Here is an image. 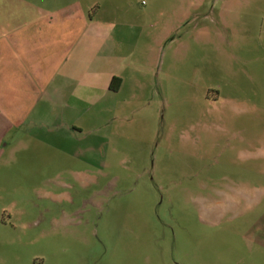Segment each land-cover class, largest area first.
<instances>
[{
	"label": "rangeland",
	"instance_id": "obj_1",
	"mask_svg": "<svg viewBox=\"0 0 264 264\" xmlns=\"http://www.w3.org/2000/svg\"><path fill=\"white\" fill-rule=\"evenodd\" d=\"M80 6L140 20L153 76L129 121L98 117L109 143L92 166L18 154L0 264H264V0Z\"/></svg>",
	"mask_w": 264,
	"mask_h": 264
},
{
	"label": "crops",
	"instance_id": "obj_2",
	"mask_svg": "<svg viewBox=\"0 0 264 264\" xmlns=\"http://www.w3.org/2000/svg\"><path fill=\"white\" fill-rule=\"evenodd\" d=\"M83 14L80 0H0V183L8 189L18 154L52 148L92 166L109 143L94 134L98 117L129 121L145 101L138 92L153 74L138 50L153 52L141 42L146 27Z\"/></svg>",
	"mask_w": 264,
	"mask_h": 264
},
{
	"label": "trees",
	"instance_id": "obj_3",
	"mask_svg": "<svg viewBox=\"0 0 264 264\" xmlns=\"http://www.w3.org/2000/svg\"><path fill=\"white\" fill-rule=\"evenodd\" d=\"M115 80H116V81H115ZM115 82H117V83L115 84ZM119 84H120V80H119V79H114V80L111 82L110 87H111V89L116 90L117 88H119Z\"/></svg>",
	"mask_w": 264,
	"mask_h": 264
}]
</instances>
